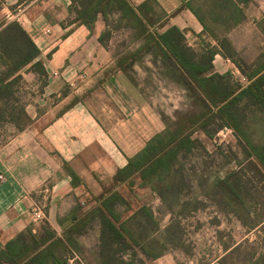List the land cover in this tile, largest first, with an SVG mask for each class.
Wrapping results in <instances>:
<instances>
[{
  "label": "crops",
  "instance_id": "0c3cea01",
  "mask_svg": "<svg viewBox=\"0 0 264 264\" xmlns=\"http://www.w3.org/2000/svg\"><path fill=\"white\" fill-rule=\"evenodd\" d=\"M147 1L129 0L134 6ZM153 1L156 12L163 17L160 32L177 27L198 57L206 54L208 49H215L207 76L231 75L242 87L249 84V80L242 83L244 75L234 60L223 54L217 40L204 30L187 7L189 2L196 0ZM70 5L71 0H0V30L20 18L19 24L39 50L37 60L44 63L47 71L44 78L31 70L35 60L20 72L25 83L17 86L14 99L29 119L25 127L18 130L8 119L0 122V245L3 247L31 229L38 234L42 231L41 226L33 227L29 218V211L35 204L46 206L47 225L60 236L71 225L67 218L72 211L85 206V230L74 236L78 249L70 264L73 261H77L73 264H104L99 256L101 223L98 216H90V210L97 205L94 198L109 191L120 190L122 193V188L129 189L126 184L114 182L115 174L126 166L128 158L136 155L163 130L154 132L151 105L142 85L131 78L134 72L145 68L147 58L157 64L160 62L148 53L143 55L141 64L133 62L123 71L118 66L119 60L126 53L139 49L144 42L135 38L133 30L121 28L103 44L101 36L120 20L118 10L109 9L106 15L99 13L94 22L81 24L69 10ZM51 6H56V14L52 13ZM241 7L243 21L219 36L221 40L229 41L231 52L250 73L264 54V0H251ZM45 28L51 29L50 36L43 35ZM241 28L251 29L260 40L255 55L248 58L241 55L246 50L243 48L245 43L235 37ZM117 33L127 34L126 45L136 47H128L129 50L124 52L115 51L112 42ZM79 71H83L84 79L80 80ZM76 80L80 81L71 89L70 84ZM119 109L124 110V116ZM252 160L255 161L252 158L247 162ZM257 166L260 167L258 163ZM69 171L81 184L73 181ZM136 182L132 190L139 187L154 192L149 186L141 185L139 178ZM124 198L125 204L118 206L117 211L125 224L127 218L124 217L129 209L128 200ZM232 214L239 221L250 218L245 212ZM254 230L259 235L264 234V219ZM91 235V245L86 241L84 245L81 238ZM83 246L85 252L93 256L86 263L81 256ZM234 248H224L223 259ZM133 251L137 253L136 257L141 254L135 248L123 255V259L129 261ZM141 255V260L148 264L146 257Z\"/></svg>",
  "mask_w": 264,
  "mask_h": 264
},
{
  "label": "trees",
  "instance_id": "16d2710c",
  "mask_svg": "<svg viewBox=\"0 0 264 264\" xmlns=\"http://www.w3.org/2000/svg\"><path fill=\"white\" fill-rule=\"evenodd\" d=\"M90 2L71 0L69 10L76 15V22H94L99 13L106 15L113 8L120 14L117 25L107 29L101 36V43L104 44L113 32L121 28L133 30L135 38L144 42L139 49L126 53L119 60V68L126 71L133 62L141 64L143 55L151 53L155 60L164 62L180 75L182 84L192 93L194 101L192 110L178 111L174 119H163L165 128L156 133L136 155L128 158L126 166L115 174L114 182L126 184L132 190L137 184L136 178H139L141 185L149 186L159 195L167 213L179 218L184 214L181 210L187 205L181 200L186 188V167H183L182 161L196 146L194 134L202 131L212 136L209 129L216 125L217 134L225 129L233 132L243 145L245 160L255 159L254 168L264 183V54L248 73L242 61L231 52L229 41L226 38L221 40L219 36L243 21L241 6L251 0H196L187 4L204 30L217 40L223 54L232 58L242 75L249 80L246 87L234 82L231 75L207 76L215 49H208L206 54L198 57L186 44L184 33L177 27L160 32L163 17L156 12L154 1L149 0L139 6L132 5L129 0ZM38 56L39 50L19 22L8 23L0 30V122L8 119L18 130H22L29 121L24 108L18 106V101L14 99L17 86L23 83L20 72L36 60L31 70L40 77L47 76L44 63L37 60ZM255 132L259 135H255ZM69 172L73 181L77 180L81 184L78 177L72 171ZM246 175L247 172L239 167L225 177L212 179L210 183L215 194L226 203L232 201L243 204V196H250V190L256 189L250 177L246 179ZM204 196L209 197V194L206 192ZM94 200L97 205L90 210V216H98L101 223L99 256L104 264H147L144 260L139 263L135 260V251L131 253L129 261H125L123 255L138 248L146 258L156 259L162 253L153 251L158 244H162V247H181L178 223L175 221L165 228L159 238L140 242L136 234L129 231L126 223L121 222L117 207L125 204L126 200L120 190L109 191ZM254 213L255 210L249 207V220H240L250 230L258 227L264 219L263 214L252 221ZM67 219L71 225L61 236L45 222L39 234L31 229L3 247L0 245V264H69V258H74L73 253L78 249L74 236L81 235L85 230V206L75 208ZM236 248L229 254L235 252ZM250 264H264V255L252 258Z\"/></svg>",
  "mask_w": 264,
  "mask_h": 264
},
{
  "label": "rangeland",
  "instance_id": "374dc122",
  "mask_svg": "<svg viewBox=\"0 0 264 264\" xmlns=\"http://www.w3.org/2000/svg\"><path fill=\"white\" fill-rule=\"evenodd\" d=\"M51 8L54 14L56 6H51ZM127 37L128 35L124 33L115 35L112 42L115 51L124 52L129 50L128 47L133 49L136 47L126 45ZM235 37L237 41L245 43L243 48L246 50L241 54L243 57L248 58L255 55L260 40L251 29L241 28ZM159 62L160 64H157L147 58L145 68L131 75V78L137 79L142 85L147 101L151 105L154 115V132L165 128V119H174L178 111L192 110L194 104L192 93L185 90L180 75L169 65L162 61ZM79 75L80 80L84 79L83 71ZM80 80L74 81V86L70 88L74 89ZM119 110L124 116V110ZM215 129L216 125H212L209 129L212 136L202 131L194 134L196 146L192 153L182 161L183 167H186L184 174L186 188L181 200L187 205L181 211L186 216L182 214L178 218L174 214L167 213L159 195L148 189L139 187L136 190L121 189L122 194L128 200L127 209L129 211L124 217L127 218L126 225L133 230L140 242L159 238L171 222L178 223L181 247L156 245L154 252L164 251L156 260L144 258L148 264H250L252 258L257 259L264 255V234L259 235L257 230L250 231V227L243 226L232 214V212L247 214L249 207L255 210L252 221H256L257 217L264 214L262 177L254 168L256 167L253 164L255 161L245 160L243 145L239 143L233 132L225 129L217 134ZM255 135L258 136L259 133L255 132ZM243 162L245 163L242 168L247 172L246 179L250 177L256 189L250 190V196H243V204L232 201L228 204L218 194H215L216 191L212 189L210 182L212 179L225 177L233 170L239 169V163ZM206 192L209 197L204 196ZM201 205L204 207L201 208ZM226 212H231V214ZM81 241L84 245L85 241L91 245L93 236H84ZM83 247L81 254L83 259H81L86 263L93 256L92 253L85 252V246ZM225 247L237 248L235 252L223 259ZM142 257L140 254L135 260L140 262ZM72 260L73 258L70 257L69 264ZM76 262L73 261L72 264Z\"/></svg>",
  "mask_w": 264,
  "mask_h": 264
},
{
  "label": "built area",
  "instance_id": "2783aa9c",
  "mask_svg": "<svg viewBox=\"0 0 264 264\" xmlns=\"http://www.w3.org/2000/svg\"><path fill=\"white\" fill-rule=\"evenodd\" d=\"M17 22H20V18L16 19ZM43 35L50 36L51 35V29L45 28L43 31ZM242 83H248V79L246 77H241ZM70 86H74V83H71ZM230 131V130H228ZM2 179V177H0ZM46 206L44 204H35L31 207L29 211V218L31 221V224L33 227L41 226L42 224H45L46 222V212H45Z\"/></svg>",
  "mask_w": 264,
  "mask_h": 264
}]
</instances>
